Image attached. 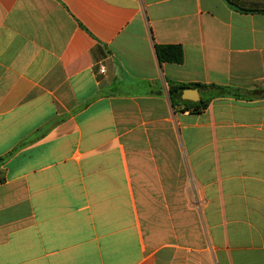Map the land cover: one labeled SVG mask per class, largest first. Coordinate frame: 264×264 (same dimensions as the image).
<instances>
[{
	"label": "crops",
	"instance_id": "0c3cea01",
	"mask_svg": "<svg viewBox=\"0 0 264 264\" xmlns=\"http://www.w3.org/2000/svg\"><path fill=\"white\" fill-rule=\"evenodd\" d=\"M0 159V264H264V0H0Z\"/></svg>",
	"mask_w": 264,
	"mask_h": 264
},
{
	"label": "trees",
	"instance_id": "16d2710c",
	"mask_svg": "<svg viewBox=\"0 0 264 264\" xmlns=\"http://www.w3.org/2000/svg\"><path fill=\"white\" fill-rule=\"evenodd\" d=\"M156 57L159 63H172L180 64L183 61V51L179 46H156L155 47ZM185 87L183 85H171L169 93L171 99L174 102L172 94L175 92L180 93ZM201 109H204L202 106ZM2 159H0L1 161Z\"/></svg>",
	"mask_w": 264,
	"mask_h": 264
},
{
	"label": "water",
	"instance_id": "95a60500",
	"mask_svg": "<svg viewBox=\"0 0 264 264\" xmlns=\"http://www.w3.org/2000/svg\"><path fill=\"white\" fill-rule=\"evenodd\" d=\"M195 91H191V90H188V91H185V94L182 96V98L184 100H188V101H195V98H194V93ZM197 93H199V91L197 90L196 91Z\"/></svg>",
	"mask_w": 264,
	"mask_h": 264
},
{
	"label": "built area",
	"instance_id": "2783aa9c",
	"mask_svg": "<svg viewBox=\"0 0 264 264\" xmlns=\"http://www.w3.org/2000/svg\"><path fill=\"white\" fill-rule=\"evenodd\" d=\"M100 72H101V73H103V72H104V70H103V69H100Z\"/></svg>",
	"mask_w": 264,
	"mask_h": 264
}]
</instances>
